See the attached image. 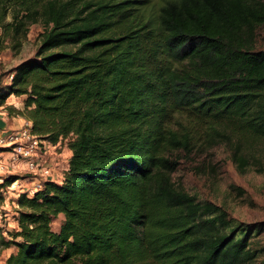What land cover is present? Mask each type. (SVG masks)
<instances>
[{"label":"trees","instance_id":"1","mask_svg":"<svg viewBox=\"0 0 264 264\" xmlns=\"http://www.w3.org/2000/svg\"><path fill=\"white\" fill-rule=\"evenodd\" d=\"M37 23L0 104L24 97L31 131L71 154L18 196L4 264H264L259 228L171 179L177 151L226 144L244 172L264 142V0H0V52Z\"/></svg>","mask_w":264,"mask_h":264},{"label":"rangeland","instance_id":"2","mask_svg":"<svg viewBox=\"0 0 264 264\" xmlns=\"http://www.w3.org/2000/svg\"><path fill=\"white\" fill-rule=\"evenodd\" d=\"M42 31L41 24L31 25L18 51L8 45L0 52V95L11 79L12 69L34 57L41 42ZM256 46L257 49H264V29L258 30ZM23 101L24 97L11 95L0 104V120L5 123L4 126L7 125V129L8 125L20 124L25 119L17 114V111L25 109ZM202 146L198 144L190 154L182 151L175 153L180 159L178 167L171 174L172 181L200 203H212L223 208L232 220V225L251 229L253 234L256 231L254 229L259 228L253 238L256 248L260 250L259 260L264 261V142L257 141L243 149L242 153L248 155L250 161L244 172L239 171L228 145ZM65 151V147H48L46 155L54 164L55 173L60 165L66 163L67 158L63 156ZM7 156L4 154L3 158ZM10 177H17V180L2 186ZM31 180L30 174L21 165L0 172V227L4 233L16 227L18 196L22 193L29 197L33 195L31 190L25 191L31 187ZM62 222L63 216L58 215L52 220L51 228L58 231ZM12 251L13 248L0 250V264H4Z\"/></svg>","mask_w":264,"mask_h":264},{"label":"built area","instance_id":"3","mask_svg":"<svg viewBox=\"0 0 264 264\" xmlns=\"http://www.w3.org/2000/svg\"><path fill=\"white\" fill-rule=\"evenodd\" d=\"M48 147L51 146L47 141L40 139L31 131L30 121L27 120L21 126L12 129H7L5 125L0 128V172L21 165L30 174L31 179L37 181L36 190L31 191V194L35 193L45 181H55L56 178L54 164L46 155ZM6 152L8 157L4 159L3 155Z\"/></svg>","mask_w":264,"mask_h":264},{"label":"crops","instance_id":"4","mask_svg":"<svg viewBox=\"0 0 264 264\" xmlns=\"http://www.w3.org/2000/svg\"><path fill=\"white\" fill-rule=\"evenodd\" d=\"M23 122V123H22ZM25 122H27V120H25V119H23V120H21V122H20V124L18 123L17 125H15V124H11L10 126L8 125V128L9 129H12V128H16V127H19V126H21L22 124H24ZM66 151L63 153V156H65V158H67L66 159V161H68V159H69V157H70V154H71V152L68 150V149H65ZM4 154H8L7 152L6 153H4ZM8 157V156H7ZM6 157V158H7ZM57 165H58V163H56ZM59 166V165H58ZM64 170H65V165L63 164V165H60V167L59 168H57L56 169V173H55V181H57V182H60L61 180H62V178H63V175H64ZM36 183H37V181L35 180V179H32L31 180V187H29V188H27V189H25V191H28V190H36L35 188H36ZM32 186H33V188H32Z\"/></svg>","mask_w":264,"mask_h":264},{"label":"water","instance_id":"5","mask_svg":"<svg viewBox=\"0 0 264 264\" xmlns=\"http://www.w3.org/2000/svg\"><path fill=\"white\" fill-rule=\"evenodd\" d=\"M4 122L2 120H0V128H3L4 127Z\"/></svg>","mask_w":264,"mask_h":264}]
</instances>
